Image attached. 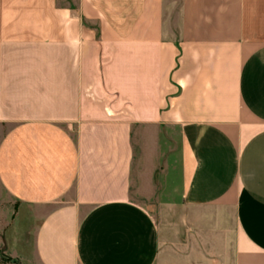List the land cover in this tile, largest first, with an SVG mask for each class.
Wrapping results in <instances>:
<instances>
[{
	"label": "crops",
	"instance_id": "1",
	"mask_svg": "<svg viewBox=\"0 0 264 264\" xmlns=\"http://www.w3.org/2000/svg\"><path fill=\"white\" fill-rule=\"evenodd\" d=\"M0 187L40 264H264V0H0Z\"/></svg>",
	"mask_w": 264,
	"mask_h": 264
},
{
	"label": "rangeland",
	"instance_id": "2",
	"mask_svg": "<svg viewBox=\"0 0 264 264\" xmlns=\"http://www.w3.org/2000/svg\"><path fill=\"white\" fill-rule=\"evenodd\" d=\"M159 137L162 152H170V156L163 157L161 155L155 159V162L158 160L160 167L165 160L173 166L177 160V135L175 132L161 131ZM148 175L150 176V174ZM151 176L152 185L158 187L162 178L161 174L154 172ZM132 196L134 200L142 204L156 200L147 198L146 194L144 196L137 194L134 187H132ZM36 224L37 218L34 209L10 198L0 187V264H40L34 252Z\"/></svg>",
	"mask_w": 264,
	"mask_h": 264
}]
</instances>
